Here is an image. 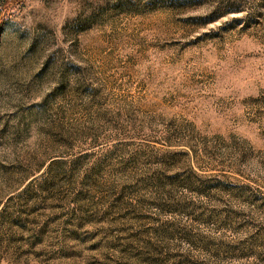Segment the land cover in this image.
<instances>
[{
    "label": "rangeland",
    "instance_id": "obj_1",
    "mask_svg": "<svg viewBox=\"0 0 264 264\" xmlns=\"http://www.w3.org/2000/svg\"><path fill=\"white\" fill-rule=\"evenodd\" d=\"M0 264H264V0H0Z\"/></svg>",
    "mask_w": 264,
    "mask_h": 264
}]
</instances>
